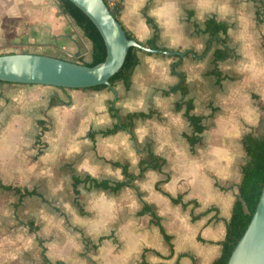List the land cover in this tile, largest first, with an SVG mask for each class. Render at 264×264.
Listing matches in <instances>:
<instances>
[{"label":"crops","instance_id":"0c3cea01","mask_svg":"<svg viewBox=\"0 0 264 264\" xmlns=\"http://www.w3.org/2000/svg\"><path fill=\"white\" fill-rule=\"evenodd\" d=\"M106 1L139 43L154 24L159 46L184 53L178 71L192 112L204 116L201 140L191 146L184 137L192 127L175 108L183 95L169 90L179 82L176 54L138 50L129 88L0 81V264H213L247 161L243 137L264 135L255 134L264 113V0ZM212 17L228 25L234 51L218 62L220 82L206 73L219 47L203 32ZM91 49L57 0H0V53L88 63ZM132 112L151 115L101 133ZM150 154L164 159L160 170L117 191L81 181L75 194L73 176L124 181L122 166L138 174ZM144 204L159 224L139 212Z\"/></svg>","mask_w":264,"mask_h":264},{"label":"trees","instance_id":"16d2710c","mask_svg":"<svg viewBox=\"0 0 264 264\" xmlns=\"http://www.w3.org/2000/svg\"><path fill=\"white\" fill-rule=\"evenodd\" d=\"M106 1V0H105ZM59 10L61 13L68 16L76 26L83 32V35L88 38L91 42V61L88 63H83L89 66H93L97 63L102 62L105 59L106 48L104 41L92 21L71 1L69 0H57ZM107 3V1H106ZM108 4V3H107ZM109 6V5H108ZM110 7V6H109ZM110 9H112L110 7ZM115 12V9H112ZM117 18V16H116ZM118 19V18H117ZM148 22L152 23L150 19ZM119 21V20H118ZM153 24V23H152ZM153 33L148 38L144 45L162 51H168L169 49L164 46H159L157 44L158 40V28L153 24ZM124 29V28H123ZM227 29L228 25L225 22L217 21L214 17L206 19L204 22L203 32L209 36L211 43H216L219 47L215 48L212 52V68L208 70L207 75H213L217 82L221 79L227 78L222 75V72L218 68V62L223 61L234 55L233 49H230L227 45ZM127 38L134 39V36L125 30ZM136 47H130L127 51L125 60L118 70L110 79V84H114L117 81H122L126 88L130 86V77L133 73L134 68L138 63ZM188 54V52L186 53ZM174 61L171 64V72L178 75L179 82L169 88L170 91H179L183 95V99L176 103V110H184L183 115L188 120L190 126L192 127V132L190 134H184V137L189 142L191 146L200 142V134L204 131L205 125L203 124L204 116L194 114L192 110L194 109L193 100L186 98L188 90L185 84V75L182 71H178L179 66L182 63V58L177 55L172 56ZM106 85L100 84L90 87L91 89L103 88ZM169 91H164L168 93ZM151 113L144 112H132L128 113L124 120L118 121L112 128L101 131L103 135L113 134L120 127L125 129H131L133 126V120L135 118H147ZM243 145L247 155V161L242 165V180L238 188V196L233 203L231 216L226 224V232L224 239L221 242L220 255L213 261V264H226L231 252L233 251L235 245L243 235L246 230L251 217L258 204L263 185H264V135L260 138L254 137L251 133L246 134L243 137ZM164 163V159L158 158L153 154L149 155L148 160H140V167L138 174H131L128 172V166L123 165L122 170L126 176V180L111 183L107 180H97L86 176L81 180L77 176H73V187L74 192L77 194L76 186L81 182H89L94 187L110 188L113 191L119 190L121 187L128 185L131 180L140 176L142 172L147 168L161 169ZM156 188L158 185L156 184ZM164 194L168 195L164 192ZM169 196V195H168ZM173 203H178L180 197L173 198L170 197ZM140 213H150L152 222L159 224V217L152 211L149 205L144 204ZM162 232L164 233L163 229ZM167 240L169 237L164 233Z\"/></svg>","mask_w":264,"mask_h":264},{"label":"water","instance_id":"95a60500","mask_svg":"<svg viewBox=\"0 0 264 264\" xmlns=\"http://www.w3.org/2000/svg\"><path fill=\"white\" fill-rule=\"evenodd\" d=\"M96 26L106 48L105 59L93 66L36 53H0V81L89 88L104 84L121 68L130 47L184 56L181 51L152 49L129 39L105 0H69ZM59 7V6H58ZM226 264H264V185L251 220Z\"/></svg>","mask_w":264,"mask_h":264},{"label":"rangeland","instance_id":"374dc122","mask_svg":"<svg viewBox=\"0 0 264 264\" xmlns=\"http://www.w3.org/2000/svg\"><path fill=\"white\" fill-rule=\"evenodd\" d=\"M19 50H22V49H19ZM32 50V49H31ZM205 80L209 79L205 74H204V77H203ZM200 82V81H199ZM195 82L192 81L191 82V85L194 84ZM214 84V83H212ZM210 127V126H209ZM264 129V113L260 116V121H259V125L258 127L256 128V133L255 134H258L260 135V132H262ZM40 264V262L38 263Z\"/></svg>","mask_w":264,"mask_h":264}]
</instances>
